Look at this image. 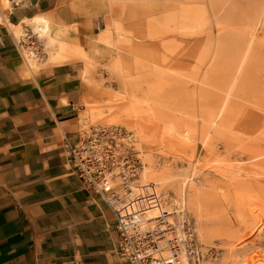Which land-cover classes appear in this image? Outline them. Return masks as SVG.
<instances>
[{
  "label": "rangeland",
  "instance_id": "1",
  "mask_svg": "<svg viewBox=\"0 0 264 264\" xmlns=\"http://www.w3.org/2000/svg\"><path fill=\"white\" fill-rule=\"evenodd\" d=\"M102 1L105 28L85 44L50 22L92 61L86 75L79 61L80 149L139 165L130 184L145 170L168 198L199 192L208 235L181 200L165 208L191 221L202 264H264V0ZM38 46L33 65L53 64ZM110 183L125 192L118 175Z\"/></svg>",
  "mask_w": 264,
  "mask_h": 264
},
{
  "label": "crops",
  "instance_id": "2",
  "mask_svg": "<svg viewBox=\"0 0 264 264\" xmlns=\"http://www.w3.org/2000/svg\"><path fill=\"white\" fill-rule=\"evenodd\" d=\"M8 2L0 7V264H130L117 252L112 210L72 153L86 87L80 62L40 58L31 67L22 52L39 47L26 24L39 14L85 44L105 28L104 3Z\"/></svg>",
  "mask_w": 264,
  "mask_h": 264
},
{
  "label": "built area",
  "instance_id": "3",
  "mask_svg": "<svg viewBox=\"0 0 264 264\" xmlns=\"http://www.w3.org/2000/svg\"><path fill=\"white\" fill-rule=\"evenodd\" d=\"M72 147L79 175L88 187L99 192L112 210L115 226L119 233L117 252L130 264H202L204 253L194 228L182 210L145 221V212L153 200L158 199L151 187L142 193H131V178L139 169V165H106L100 157L92 155L87 148ZM89 152L88 155L85 153ZM102 158V157H101ZM115 172V174H114ZM118 175L125 192L110 183ZM106 181L110 183L107 187ZM151 202V203H150ZM156 202V201H155ZM155 223H151L156 221ZM168 256H163V253ZM215 252V249H214ZM210 251L212 256H215Z\"/></svg>",
  "mask_w": 264,
  "mask_h": 264
},
{
  "label": "bare ground",
  "instance_id": "4",
  "mask_svg": "<svg viewBox=\"0 0 264 264\" xmlns=\"http://www.w3.org/2000/svg\"><path fill=\"white\" fill-rule=\"evenodd\" d=\"M8 1L9 0H0V7L7 8L9 5ZM51 19L53 18L51 17ZM27 23L30 24L29 37L31 35H34L37 41L45 42V45L49 48L48 53H50L49 54L50 56L49 55L48 56L50 57V60L53 62V64H64V63L66 64V63H74V62L76 63V61H82L84 63V75H86L87 71L89 72V68L92 66V61L89 55L84 50V48L81 45L71 44V42H68V41L65 42V41L58 39V34L54 32L55 30L53 31L54 33L51 32L50 20L47 16L43 14L36 15L33 18H30V20H27L26 24ZM13 28L14 30L12 31H14L17 36L27 35L24 28H21L20 25L14 26ZM30 48L31 47L26 46V48L23 49L22 52H23V55L25 54L24 57L25 56L27 58L29 57V61L26 58L27 59L26 62L28 63V65L32 67V66H35V64L33 65V59H34L33 57L35 56V53H34L35 51L33 52ZM115 58H118L117 55L115 56ZM111 61H112L111 63L113 66L114 61L113 60ZM117 61L118 60H115V62ZM131 109H134V106H133V103L130 102L128 104L122 105L121 110H122V113L126 116L127 113H129ZM140 174H141V177L139 178L138 183L130 184L131 191L129 192L134 193V194L136 192L142 193L146 188L151 187L155 196L158 195L159 197L158 199L152 201L153 204L150 205L147 211L145 212V218H144L145 221L153 220L154 218L161 216V213L165 211H167V214H171L176 211H179V210H174V211L168 210V208H165V207H169L172 204L177 206L179 204L178 203L179 200H181L183 204L180 203V205L182 204L184 205V207L186 206L195 215V218L197 219V222L199 223V226H198L200 227L199 231L201 233L203 232L204 235L205 233L207 234L210 231L211 226L207 224V221L205 218L206 216L204 217L205 207L203 205V200L199 192H197L195 189H189V193H187L185 187L180 185L179 188L172 190L175 193L173 194L172 197H170L168 194L169 196L168 198L167 193L160 194L161 192L157 190V180L156 179L150 180L147 174L145 173V170ZM106 184H107V181H106ZM106 186L109 187L108 185ZM122 188L125 189L124 186ZM190 188L192 187L190 186ZM154 222L156 223L157 220L151 223L153 224ZM163 256L167 257L168 253L164 252Z\"/></svg>",
  "mask_w": 264,
  "mask_h": 264
}]
</instances>
